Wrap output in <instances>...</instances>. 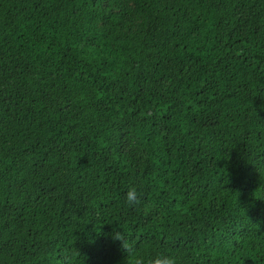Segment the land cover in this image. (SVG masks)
I'll use <instances>...</instances> for the list:
<instances>
[{
  "label": "trees",
  "instance_id": "1",
  "mask_svg": "<svg viewBox=\"0 0 264 264\" xmlns=\"http://www.w3.org/2000/svg\"><path fill=\"white\" fill-rule=\"evenodd\" d=\"M117 231L264 264V0H0V264H124Z\"/></svg>",
  "mask_w": 264,
  "mask_h": 264
},
{
  "label": "clouds",
  "instance_id": "2",
  "mask_svg": "<svg viewBox=\"0 0 264 264\" xmlns=\"http://www.w3.org/2000/svg\"><path fill=\"white\" fill-rule=\"evenodd\" d=\"M139 199V193L135 186L129 187L125 194V202L128 205H135ZM115 232L113 239L120 241L121 247L126 251L124 264H179V259L175 254H168L163 250L137 251L133 242L118 235Z\"/></svg>",
  "mask_w": 264,
  "mask_h": 264
}]
</instances>
